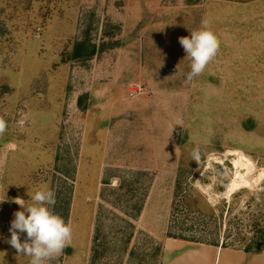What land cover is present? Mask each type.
Returning <instances> with one entry per match:
<instances>
[{"label": "rangeland", "instance_id": "374dc122", "mask_svg": "<svg viewBox=\"0 0 264 264\" xmlns=\"http://www.w3.org/2000/svg\"><path fill=\"white\" fill-rule=\"evenodd\" d=\"M205 17L220 50L186 83L178 38ZM0 116V264H29L12 201L41 188L73 228L51 264H162L169 235L264 244V0H0Z\"/></svg>", "mask_w": 264, "mask_h": 264}, {"label": "clouds", "instance_id": "9594fccd", "mask_svg": "<svg viewBox=\"0 0 264 264\" xmlns=\"http://www.w3.org/2000/svg\"><path fill=\"white\" fill-rule=\"evenodd\" d=\"M186 58L190 60V72L186 83H191L199 77L207 66L216 58L220 50V39L211 28V21L205 17L200 27L190 31L189 36L178 38ZM8 128L7 121L0 116V137ZM192 160L200 165L201 151L196 146L192 152ZM26 203L22 198H15L12 202L19 205L20 210L13 213L10 222V239L7 243L13 247L19 256L30 257L29 264H51L59 257L65 248L73 243V228L71 222L65 220L53 211L56 204L54 191L41 188L30 197ZM3 202V201H0ZM21 234H26L23 242Z\"/></svg>", "mask_w": 264, "mask_h": 264}, {"label": "crops", "instance_id": "0c3cea01", "mask_svg": "<svg viewBox=\"0 0 264 264\" xmlns=\"http://www.w3.org/2000/svg\"><path fill=\"white\" fill-rule=\"evenodd\" d=\"M162 258V264H264V250L247 251L224 242L168 237Z\"/></svg>", "mask_w": 264, "mask_h": 264}, {"label": "trees", "instance_id": "16d2710c", "mask_svg": "<svg viewBox=\"0 0 264 264\" xmlns=\"http://www.w3.org/2000/svg\"><path fill=\"white\" fill-rule=\"evenodd\" d=\"M94 51H95V49H90L89 48V44L87 43V41L86 40H84V41H77L76 43H75V46H74V56H75V58H83V59H88V58H90L91 57V55H93V53H94ZM141 206H138L137 207V211H136V215L134 216V217H137V216H139L140 214H141ZM258 223H256L255 225H257ZM132 226V225H131ZM260 231H259V233L261 234L260 235V237L261 238H264V230L263 229H259ZM130 235H129V238H128V240H125V241H130L131 239H130ZM168 237H174V238H179V239H185V240H194V241H199V240H196V239H190V238H187V237H183L182 235H179V236H177V235H169ZM94 241L95 242H97V241H99V239H98V235H96V236H94ZM255 244H256V241H254V245H252L251 243H249V244H247L245 247H243L245 250H247V251H252V250H254V251H257V252H260V251H262V250H264V244H263V246H261V247H259V248H257L256 246H255ZM97 245H99V244H94V247H93V256H94V259L99 255V247L97 246ZM162 251L163 252V246H159V245H157V247H155L154 248V254H153V256H157V254H158V251ZM153 260H154V258H153Z\"/></svg>", "mask_w": 264, "mask_h": 264}, {"label": "water", "instance_id": "95a60500", "mask_svg": "<svg viewBox=\"0 0 264 264\" xmlns=\"http://www.w3.org/2000/svg\"><path fill=\"white\" fill-rule=\"evenodd\" d=\"M233 158V156L232 155H227V157H226V159H232ZM241 171H243V169L241 170ZM215 191V190H214ZM215 193L216 194H219L220 192H218V191H215Z\"/></svg>", "mask_w": 264, "mask_h": 264}]
</instances>
